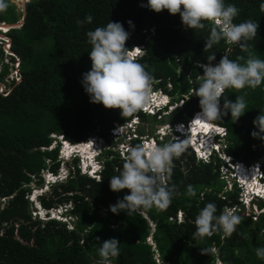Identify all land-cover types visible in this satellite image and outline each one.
Here are the masks:
<instances>
[{"label": "trees", "instance_id": "obj_1", "mask_svg": "<svg viewBox=\"0 0 264 264\" xmlns=\"http://www.w3.org/2000/svg\"><path fill=\"white\" fill-rule=\"evenodd\" d=\"M140 1L27 0L23 10L9 0L7 10L0 12V22L22 21L5 33L11 52L19 58L16 71L20 79H12L9 84L5 77L14 67V60L10 57L11 64L4 60L0 44V83L8 87L0 90V264H101L98 249L109 238L120 241V254L112 258L111 264H216L218 260L221 264H264V259L255 254L257 248H264V198L258 201L255 212L246 210L237 185H228L220 174V165L225 162L217 155L207 161L197 160L183 141L185 150L174 158L168 181L176 186L177 194L167 208L153 206L119 214L109 209L129 194L128 189L113 192L109 187L110 177L119 175L128 152L123 143L117 148L119 138L114 139L110 129L135 115L143 123H156L158 118L140 110L122 117L120 109L90 102L81 83L82 74L91 68V45L86 32L106 26L109 20L120 22L130 34L126 47L144 45L146 54L137 60L153 76V88L169 94L181 105L164 118L167 122L187 121L200 110L199 97L192 91L203 74L199 65L207 63L208 56L215 55V64L222 56L236 60L249 55L239 45L224 40L204 50L209 22H204L203 29L187 28L179 14L155 12L141 7ZM261 3L264 0H225L226 5L239 9L234 23L249 19L258 22L257 36L247 43L251 54L264 60ZM88 15L93 17L91 23H77ZM239 95L244 96L246 108L238 120L233 121L228 113L213 122L226 128L229 156L247 165L259 163L264 172V144L260 138L264 132L253 124L259 114H264V82L256 88L228 89L225 93L232 102ZM223 102L222 98L221 106ZM145 130L141 127L139 138L132 137L125 143L131 147L142 145L140 136L149 134ZM253 132L258 135L254 137ZM91 134L107 142L99 153L102 180L98 182L76 167L70 178L52 185L49 192L38 197L45 208L72 201L77 214L74 228L54 218L32 214L31 185L42 186V172L58 169L57 137L63 135L76 143ZM55 141L58 143L53 146ZM157 142L161 145L176 140L165 137L164 143ZM188 186L195 195H188ZM210 202L216 205V215L229 207L241 216L242 222L231 237L216 231L211 237L193 239L194 219ZM178 211L183 215L181 221L176 220ZM201 248L218 249V254H201ZM94 259L98 261L93 263Z\"/></svg>", "mask_w": 264, "mask_h": 264}, {"label": "clouds", "instance_id": "obj_2", "mask_svg": "<svg viewBox=\"0 0 264 264\" xmlns=\"http://www.w3.org/2000/svg\"><path fill=\"white\" fill-rule=\"evenodd\" d=\"M139 5L149 7L155 12L167 10L172 15L179 14L182 24L191 29H203L204 22H209L210 34L205 40L204 50L211 49L213 45L224 40L227 44L239 45L243 51L249 52V55L246 59L241 56L236 60L222 56L215 64L212 63L215 55L208 56V62L199 65L203 69V74L196 81L198 87H194L192 91V94L199 97L200 110L187 121L167 122L164 118L176 110L180 103L173 101L172 97L164 91L153 88V76L137 60L146 54L144 45L126 47L130 34L120 22L109 20L106 26L96 27L86 32L87 42L91 45V50L88 52L91 68L82 74L81 83L89 95L90 102L100 103L109 109H120L122 117L132 116L140 110L145 115H157L158 118V121L154 123L155 127L157 126L156 132L153 130L151 134L141 135L142 145L129 148L119 175L110 177L111 191L129 190V194L109 206L110 211L119 214L120 211L130 213L153 206L167 208L177 194L176 186L168 183L172 175L173 160L185 150V145L180 142L185 141L197 160L207 161L212 155H217V158L225 162L220 165V174L230 186L233 183L237 185L245 209L248 211L253 209L252 211L255 212L258 201L264 198V172L259 163L247 165L225 153L226 128L213 121L221 120L222 116L228 113L231 114L233 121H236L245 112L244 96H236L235 102H232L225 96L226 90L240 91L245 87L256 88L264 82V60L253 56L249 51L250 45L247 43L257 36L258 22L249 19L238 24L234 23L239 9L233 4L226 5L225 0H141ZM8 7L9 0H0V12L6 11ZM260 9L264 12V3L260 4ZM92 19L93 17L88 15L85 20L77 21V23L79 25L85 22L91 23ZM128 23L131 25V21ZM4 38L6 40L4 49L9 51L10 39ZM6 54L14 56V53L6 52ZM16 58L19 61V58ZM11 79L15 77L12 76ZM17 80H19L18 77ZM3 91L1 88V92ZM150 93L163 94L165 99L169 98V101L157 106L156 101L149 98ZM222 98L224 102L221 106ZM196 118H204V121H196ZM144 123L152 125V122ZM160 123L175 124L177 128L170 126L167 133L165 130L168 126L160 128L163 137L159 139ZM253 124L259 132H264V114H259L253 120ZM141 127L144 128L143 122L139 115H135L125 123L110 129L114 139L119 138L117 148L119 149L121 143L126 144L125 142L132 137L139 138L138 130ZM252 135L255 137L258 133L253 132ZM145 136H148L147 139H144ZM165 137H171L176 142L159 145L157 140ZM57 138L60 142L55 159L59 162L58 169L56 172L50 169L42 172L44 183L42 186H32L29 199L33 213L38 211L42 214L38 215L40 218H54L64 223L67 228L73 229L77 214L74 213L72 201L45 208L38 197L49 192L52 185L70 178L76 172V167L81 172V167L85 164H88L87 169L91 174L95 172L100 182L103 164L99 160V153L106 148L107 142L104 137L97 134H91L76 143L65 139L63 135ZM260 138L264 139V136ZM57 143V141L53 142V146ZM201 144L204 146H199ZM187 193L189 196L195 195L191 186H188ZM216 212V205L211 202L199 211L193 222L195 225L193 239L211 237L216 231H222L227 238L236 232L237 226L242 222L236 210L226 207L220 215H216ZM182 219V212L178 211L176 220ZM96 239L100 240V237ZM149 242L153 243L150 237ZM119 243L117 238L102 241L98 249L101 264H111L112 258L119 256ZM200 251L201 254H218V249L215 248H201ZM255 254L258 258L264 259V248H257ZM219 263L221 262L218 260L216 264Z\"/></svg>", "mask_w": 264, "mask_h": 264}, {"label": "rangeland", "instance_id": "obj_3", "mask_svg": "<svg viewBox=\"0 0 264 264\" xmlns=\"http://www.w3.org/2000/svg\"><path fill=\"white\" fill-rule=\"evenodd\" d=\"M27 1V0H26ZM16 3V2H15ZM17 4V3H16ZM17 7H21V0H20V4H17ZM4 26V25H3ZM0 27H2L1 25H0ZM5 27V29L4 28H1L0 29V44L2 45V49L4 50L3 51V53H4V55H5V57H4V60L8 63V64H11V60L8 58V57H12L13 58V60H14V62H13V68L10 70V72H9V74L5 77V83L6 84H9L10 83V81L12 80L11 78H12V76L13 77H15V79H17V77H18V75H19V72L18 71H16V69L18 68V63H19V61L17 60V58L15 57V55L14 56H8L7 54H6V52H8V53H12L10 50L9 51H6L4 48H5V44H6V40H5V38L4 37H8V36H5V33H7V31L9 30V28H7L6 26H4ZM19 79H20V77H18ZM6 84H4V83H1L0 84V90H1V88L3 89V90H6L8 87H7V85ZM149 98H151L152 100H155L156 101V104H157V106H161V105H163L165 102H167V101H169V98L168 99H165V97L163 96V94H151L150 93V95H149ZM186 98H187V96H186ZM181 106V105H180ZM143 126L145 127V132L146 133H149V134H151L152 132H153V130H154V132H156V129H157V126L155 127V124L154 123H152V125H150L149 123H143ZM168 126V127H167ZM172 127V128H177V126H175V124H167V123H160V126H159V130H158V138L160 139V138H162L163 137V135L161 134V129L160 128H164V127H167L166 128V130H165V132L167 133V131L169 130V127ZM264 136V135H263ZM147 137L148 136H145L144 137V139H147ZM206 139H208V137L206 138ZM169 140H172V138L170 137L169 138ZM161 142L162 143H164L163 142V139L161 140ZM184 143H185V141H183ZM261 143L262 144H264V139H263V141H261ZM124 146H126V149L128 150V148H131V146H130V144H123ZM147 145V144H146ZM199 146H204L203 144H201V145H199ZM119 153L121 154V156H122V154H123V151L121 152L120 150H119ZM225 153H226V151H225ZM201 154L202 155H204L202 152H201ZM87 167H88V164H85V165H83L82 167H81V173H83V174H86V175H88V176H90V177H94V178H96L97 176H96V174H95V172H93L92 174L90 173V171H88V169H87ZM97 172V171H96ZM52 178H54V177H52ZM229 179V178H228ZM44 180V179H43ZM229 181L230 182H232L230 179H229ZM35 184H32L31 186H34ZM229 185V184H228ZM229 187V186H228ZM3 203V202H2ZM246 208V207H245ZM32 214H33V212H32ZM96 261H98V259H94L93 260V263L94 262H96ZM217 263V262H216Z\"/></svg>", "mask_w": 264, "mask_h": 264}, {"label": "water", "instance_id": "obj_4", "mask_svg": "<svg viewBox=\"0 0 264 264\" xmlns=\"http://www.w3.org/2000/svg\"><path fill=\"white\" fill-rule=\"evenodd\" d=\"M25 2H26V0H21V8L23 10L25 9ZM17 4H20V0L18 1ZM21 24H22V21H19V22H16V23L0 22V25H7V28H11V27L18 26V25H21ZM219 264H221V263H219Z\"/></svg>", "mask_w": 264, "mask_h": 264}, {"label": "bare ground", "instance_id": "obj_5", "mask_svg": "<svg viewBox=\"0 0 264 264\" xmlns=\"http://www.w3.org/2000/svg\"><path fill=\"white\" fill-rule=\"evenodd\" d=\"M1 26H2V27H0V28H4V29H5V27H4V26H6V27H7V25H4V26H3V25H1ZM198 119H199V118H196L195 120H196V121H198ZM200 119H203V120H204V118H200ZM205 120H206V119H205ZM34 214H35V215H42L41 213H38V211H37V212H35Z\"/></svg>", "mask_w": 264, "mask_h": 264}, {"label": "built area", "instance_id": "obj_6", "mask_svg": "<svg viewBox=\"0 0 264 264\" xmlns=\"http://www.w3.org/2000/svg\"><path fill=\"white\" fill-rule=\"evenodd\" d=\"M13 1H15L16 3H18L19 0H13Z\"/></svg>", "mask_w": 264, "mask_h": 264}]
</instances>
